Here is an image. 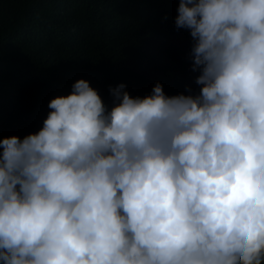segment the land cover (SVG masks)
<instances>
[{
  "label": "clouds",
  "instance_id": "1",
  "mask_svg": "<svg viewBox=\"0 0 264 264\" xmlns=\"http://www.w3.org/2000/svg\"><path fill=\"white\" fill-rule=\"evenodd\" d=\"M177 11L199 94L81 78L0 139L2 264H264V0Z\"/></svg>",
  "mask_w": 264,
  "mask_h": 264
},
{
  "label": "trees",
  "instance_id": "2",
  "mask_svg": "<svg viewBox=\"0 0 264 264\" xmlns=\"http://www.w3.org/2000/svg\"><path fill=\"white\" fill-rule=\"evenodd\" d=\"M179 0H0V139L36 133L49 102L83 78L110 109V89L133 97L159 82L197 95L190 30ZM2 264V262H0Z\"/></svg>",
  "mask_w": 264,
  "mask_h": 264
}]
</instances>
